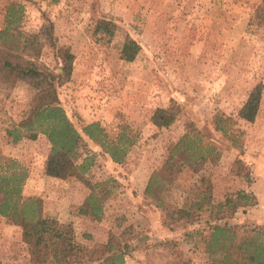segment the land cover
Masks as SVG:
<instances>
[{
    "label": "rangeland",
    "instance_id": "obj_1",
    "mask_svg": "<svg viewBox=\"0 0 264 264\" xmlns=\"http://www.w3.org/2000/svg\"><path fill=\"white\" fill-rule=\"evenodd\" d=\"M261 1L0 0V28L6 7L20 3L25 30L48 40L53 27L57 44L73 52L72 75L58 92L78 130L99 121L111 137L125 127L138 133L122 164L85 138L79 158L80 163L91 158L85 177L107 188L101 200L104 211L97 219L80 211L91 192L83 181L46 173L50 143L44 134L18 143L7 135L8 127L26 117L35 90L25 83L0 84V157L16 158L27 167L23 193L42 198L53 229L95 251L83 264H104L109 254L103 248L112 235L128 245L126 264H208L205 220L194 224L170 220L155 198L145 194L170 146L189 131L213 145L219 157L209 159L199 171L184 167L158 194L181 204L208 189L219 202L228 193L246 189L257 196V204L239 209L227 222L264 226V27L249 25ZM101 19L116 24L112 37L95 32ZM128 37L141 47L134 61L121 56ZM42 60L61 71L49 44ZM256 86L262 88L261 104L255 120L248 122L239 111ZM172 103L180 107L177 120L169 127L153 124L156 108ZM217 113L236 122L242 131L239 145L216 130ZM29 260L22 228L0 217V264Z\"/></svg>",
    "mask_w": 264,
    "mask_h": 264
},
{
    "label": "trees",
    "instance_id": "obj_2",
    "mask_svg": "<svg viewBox=\"0 0 264 264\" xmlns=\"http://www.w3.org/2000/svg\"><path fill=\"white\" fill-rule=\"evenodd\" d=\"M23 17L22 4L12 2L6 7L4 23L0 28V84L14 87L18 83H25L35 90V96L26 117L8 127L7 135L13 143H18L24 138L35 140L44 134L50 143L46 173L55 178L76 177L83 181L91 192L86 199L87 206L80 211L86 215L94 214L100 219L104 211L101 200L105 199L107 188L104 187L105 183L92 182L85 177L91 166V158H83L79 162L85 138L101 146L113 162L122 164L138 140V133L125 127L117 136L111 137L99 121L86 123L82 131L78 130L62 106L58 92L59 87L70 80L74 54L69 47L57 44L53 27L46 40L38 33L25 30ZM249 25L264 27V0L250 16ZM115 30L116 24L110 20L101 19L96 23V33L112 37ZM47 44L54 48L55 56L62 64L60 72L42 60ZM140 48L135 39L128 37L121 56L126 61H134ZM261 98L262 88L256 86L242 105L240 118L253 122ZM179 113L180 107L172 103L156 108L151 121L157 127H169L177 120ZM214 124L216 130L221 131L234 145H239L238 134L242 131L236 127L231 116L217 113ZM190 133L192 131L170 146L162 169L151 175L145 194L155 198L158 207L170 220L190 224L205 220L208 264H264V226L227 222L239 209L257 204V196L252 191L239 189L217 202L206 189L197 191L193 198L186 197L181 204L170 203L158 194L167 189V183H173L184 167L199 171L209 159L211 162L217 161L219 155H215V147L210 143L204 144L201 138L196 139ZM28 177L29 170L19 160L0 157V217L22 228V238L30 255L29 264H83L85 258L95 251H87L73 236L52 228L44 214L42 198L23 193ZM126 248V243L112 235L103 248L109 254L104 258V264H126Z\"/></svg>",
    "mask_w": 264,
    "mask_h": 264
}]
</instances>
